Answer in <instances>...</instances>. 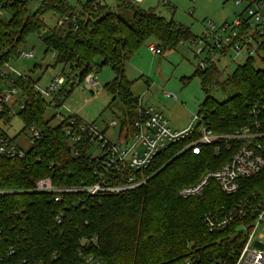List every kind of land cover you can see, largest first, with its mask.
<instances>
[{
    "label": "trees",
    "instance_id": "1",
    "mask_svg": "<svg viewBox=\"0 0 264 264\" xmlns=\"http://www.w3.org/2000/svg\"><path fill=\"white\" fill-rule=\"evenodd\" d=\"M28 1H12L9 17L0 27V68L18 59L27 34L47 29L42 15L58 8V17L66 15L68 20L47 29L42 38L45 52L55 53L54 65L68 67L63 73L67 83L71 77L79 82L94 69L109 65L115 77L104 89L112 102L121 104L120 128H127L128 133L133 131L132 124L142 107L131 92L132 81L124 73V64L149 37L163 50L192 38L173 20L128 0H116L112 7L101 0H85L78 9H70L67 0H41L33 12L26 7ZM256 57L264 61V42ZM256 57L246 58L222 81L216 66L194 69L193 76L205 93L197 114L216 134L226 136L243 126H254L260 114L251 113L253 105L264 109V67L255 68ZM35 84L37 81L27 75L15 80L25 96L24 107L18 112L23 129L36 127L40 138L22 158L0 157V190L4 191L0 194V248L10 244L16 247L15 253L0 264H83L82 256L87 253L104 264H173L186 257L196 264H217L218 260L219 264L234 263L244 241L237 224L211 232L202 217L207 211L234 203L250 190L264 191V170L240 179L239 189L232 195L223 193L212 177L200 195L183 198L178 191L217 170L237 143L232 142L231 149L221 143L219 152L205 146L194 154L183 150L195 139L194 134L157 154L147 169L124 171L140 183L116 194L35 192V181L43 178L56 189H80L102 184L101 180L113 185L125 182V178L106 173L100 162L87 154L90 144L82 132L81 141L71 142L64 132L66 122L51 125L54 117L45 119L47 103L36 93ZM214 85L234 93L218 101L210 95ZM74 87L70 84L65 95ZM5 116L0 114V120ZM71 118L76 126L82 124L78 115L66 119ZM260 128L264 130V123ZM259 140L264 150V137ZM92 237H96L95 242H82Z\"/></svg>",
    "mask_w": 264,
    "mask_h": 264
},
{
    "label": "built area",
    "instance_id": "2",
    "mask_svg": "<svg viewBox=\"0 0 264 264\" xmlns=\"http://www.w3.org/2000/svg\"><path fill=\"white\" fill-rule=\"evenodd\" d=\"M14 0H0V27L9 17V8ZM132 4H137L141 0H128ZM242 0H236L240 3ZM243 10L230 21H224L216 32H213V24H209V29L199 38L198 46L194 54L198 59L197 67L205 69L216 66L220 58L227 55L230 51L235 56L243 55L244 60L249 57H256L261 53V46L264 42V0H245ZM68 20V17L60 16L56 24L61 25ZM218 33H223L222 36ZM192 42L196 39L191 38ZM190 40V41H191ZM148 50L156 53L157 49L150 44ZM18 59L32 57V52H18ZM217 67V66H216ZM94 69V67H93ZM95 69L87 73L81 81H76L71 77L67 83L64 74L53 77L49 84L42 88L35 84L34 89L45 100L47 99L53 109L52 116L58 119V123L66 122L64 132L69 136L71 142H79L82 134L85 135L88 143H95L101 150V155L95 158L100 162L101 167L111 176H119L125 182L120 185H113L101 180L103 183H94L80 189H56L51 185L48 178L35 181L34 191L41 193H53L69 190H81L88 192L89 195L99 193L116 194L125 189L132 188L140 183L135 181V176L131 173L124 174L126 170L147 169L153 162L157 154L164 151L171 144L190 138L196 134L195 139L184 146V149L191 150L198 154L202 147L212 146L214 152H219L221 145L231 149V143L237 145L233 148L230 158L224 162L217 170L206 173L194 184L182 186L178 194L185 198L200 195L208 182V178H214L220 190L227 194H235L239 189V180L252 177L264 170V150L260 138L264 137V130L260 128L264 123V109L253 105L251 113L259 115L253 121L254 126H243L230 135H220L205 127L198 114L192 116L189 125L181 130L172 129L163 115L155 111L152 107L142 108L138 118L133 122V131L126 132L127 128L119 129L116 141H110L105 137L104 132L98 129L95 123L85 122L81 125L75 124L73 118L66 119L68 116H76L77 111L71 110L66 104L65 98L67 88L70 84L82 85V90L90 92L93 96L100 89V84L96 80ZM24 74L18 72L10 62L5 63L0 68V114L9 115V104L13 97L20 93L19 99L15 101L18 112L24 107V95L19 87L15 86L17 78L23 79ZM63 87L65 89L63 90ZM165 94H167L165 92ZM90 96V97H91ZM85 101H87L85 99ZM65 110L68 115L62 114ZM263 111V114L261 112ZM4 119V118H3ZM116 126V122L111 120L108 127ZM120 128V127H119ZM27 129L30 131L29 140L31 144L40 138L41 132L34 126ZM122 136L120 139L119 137ZM222 143V144H221ZM88 152V151H87ZM25 152L18 147L12 138L8 137L0 130V157L13 159L24 157ZM96 170L94 169V173ZM100 178V176H99ZM4 193L0 190V194ZM203 223L206 228L213 232L223 230L231 224H237L236 229L243 234V245L233 264H264V191L257 189L246 192L234 203L221 205L216 211H207L203 214ZM59 223V220L56 221ZM261 229L256 235L257 229ZM96 237L84 238L82 242H95ZM16 251L12 244L5 248H0V261L11 257ZM82 252L79 251L78 254ZM55 257V255L53 254ZM83 264H104L103 261L93 253L83 254ZM220 263L218 260L217 264ZM22 264V263H19ZM24 264H26L24 262ZM35 264H40L37 262ZM173 264H196L191 257L183 258Z\"/></svg>",
    "mask_w": 264,
    "mask_h": 264
},
{
    "label": "rangeland",
    "instance_id": "3",
    "mask_svg": "<svg viewBox=\"0 0 264 264\" xmlns=\"http://www.w3.org/2000/svg\"><path fill=\"white\" fill-rule=\"evenodd\" d=\"M41 0H29L27 9L33 12L37 9ZM70 9H78L85 0H67ZM112 7L116 0H101ZM136 5L144 10L153 9L156 15L165 19H171L181 25L196 39L179 43L174 49L163 50L159 42L149 37L124 64V73L132 81L131 92L139 98L141 107H152L161 113L167 120L168 125L175 130L187 127L196 115L199 105L204 99L205 93L202 90L199 80L193 76L197 67L198 59L194 54L196 47L201 46L199 38L203 37L212 23V31L216 32L224 21L232 20L245 7V0L237 3L236 0H141ZM59 9L57 11H46L42 19L47 29L56 25ZM47 29L27 34L22 50L32 52V57L12 59L11 65L20 73L27 75L32 81H37L38 86L46 87L50 80L58 75L67 73L68 67L54 65L56 55L52 51L45 52V45L42 38L48 33ZM223 33H218L222 36ZM152 44L157 52L151 53L148 46ZM244 62V56H235L234 52L220 58L217 69L220 72L219 81L230 74L238 64ZM255 68H263L264 61L255 58ZM62 68L64 72L62 71ZM96 80L100 84L97 94L82 90V85H77L65 98L66 104L71 110H76L82 122H94L98 129L104 132L105 137L110 141H116L119 136L120 120L123 108L118 100L111 101L112 96L106 92L104 85L109 83L115 73L109 65H103L95 72ZM165 92L167 94H165ZM234 93L230 88L223 91L219 85H214L210 95L218 101H223ZM17 93L9 106V115L0 120V130L14 143L26 152L31 142L29 140V129H23L22 119L19 117L18 108L15 103L19 99ZM91 96V97H90ZM85 99L87 101H85ZM45 119L49 118L53 109L47 99ZM62 114L68 113L63 110ZM114 120L116 126L108 127V123ZM58 119L54 118L51 125H56ZM120 139L122 136L119 137ZM87 154L92 158L101 155L99 147L92 143L87 149ZM196 183V182H195ZM194 184V183H193ZM261 229H257L256 235ZM264 233V232H263ZM264 241V237L262 239Z\"/></svg>",
    "mask_w": 264,
    "mask_h": 264
},
{
    "label": "water",
    "instance_id": "4",
    "mask_svg": "<svg viewBox=\"0 0 264 264\" xmlns=\"http://www.w3.org/2000/svg\"><path fill=\"white\" fill-rule=\"evenodd\" d=\"M163 167H164V166H163ZM163 167H162V168H163ZM162 168H160V169H162ZM158 171H159V170H158ZM156 173H157V172H155L154 174H156ZM154 174H153V175H154Z\"/></svg>",
    "mask_w": 264,
    "mask_h": 264
},
{
    "label": "crops",
    "instance_id": "5",
    "mask_svg": "<svg viewBox=\"0 0 264 264\" xmlns=\"http://www.w3.org/2000/svg\"><path fill=\"white\" fill-rule=\"evenodd\" d=\"M141 2H142V1H141ZM141 2H140V3H141ZM142 108H144V107H142ZM184 128H186V127H184ZM184 128H183V129H184Z\"/></svg>",
    "mask_w": 264,
    "mask_h": 264
}]
</instances>
